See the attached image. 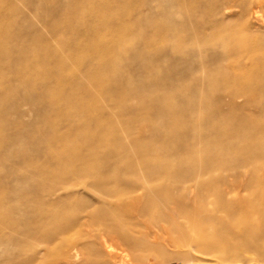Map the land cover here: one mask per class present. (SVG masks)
<instances>
[{
    "label": "bare ground",
    "instance_id": "1",
    "mask_svg": "<svg viewBox=\"0 0 264 264\" xmlns=\"http://www.w3.org/2000/svg\"><path fill=\"white\" fill-rule=\"evenodd\" d=\"M225 1V5L213 10L215 14L232 12V1ZM10 2L14 14L23 11L12 5L13 0ZM24 2L29 12L39 15L42 24H48L50 38L43 39L30 19H21L15 28L13 24L1 28L0 18V77L26 82L23 90L11 89L19 97L14 103L0 105V264H43V250H37L38 246L43 249V244L45 254L55 252L53 258L44 261L48 264H76L77 252L82 251L92 255L94 263H103L97 259L101 256L99 243L88 242L81 236L70 237L80 234L84 217L97 221L102 234L139 252L136 261L144 256L141 253L152 251L153 245L146 236L139 235L136 222L127 218L128 208L109 202L111 198L120 200L124 194L116 185L132 189L147 182L139 176L143 162L125 155L127 139L136 142L145 138L148 130L143 123L151 126L148 136L157 138L160 146L137 148V156L157 154L160 150L170 151L174 157L189 156L188 160L179 162L175 170L178 174L163 182L168 187L183 190L186 183L205 186V179L197 181L205 176V167L213 163L205 161V145L215 147L216 142L221 144L218 153L238 156L228 163L216 162L219 169L238 171L251 167L264 172V124L245 113L259 109L253 96L264 93V49L255 44L253 34L235 28L230 19L206 24L205 5L196 0H166L164 7L158 9L162 15L177 19V13L171 11L175 6L184 10L185 15L179 17L187 24H173L171 28L148 24L157 15L152 11L155 7L148 8L150 0H120L126 6L125 11H119L118 4L109 0H69L64 4L60 0ZM94 2L98 3L86 15L78 13ZM43 6L48 7L45 13ZM250 7L248 3L241 5L240 16L256 23L258 10L250 12ZM140 10L143 14L136 16ZM92 18L99 19L97 27L87 25ZM123 18L128 21L124 23ZM168 35L173 36L176 48H165ZM58 36H70L77 42L61 43ZM107 36L117 38L109 41ZM119 39H137L139 43L124 45ZM84 41H88L83 48L86 54L79 55L76 51ZM43 61L54 62V68L30 78L28 69ZM98 70L114 71L121 78L108 80ZM144 77L147 81L139 82ZM51 87L58 91L46 94L43 102V88L47 91ZM121 89H127L129 95H122ZM205 91L217 96L205 98ZM140 92L146 95L141 96ZM99 94L109 102L114 101V105L105 106ZM28 95L41 98L36 101ZM0 98H3L1 93ZM21 104L35 110L40 119L46 117L51 126L65 123V134L44 135L41 131L36 142L49 141L41 151L42 157L51 159L56 168L43 169L27 152L15 149L19 143L17 132L23 128L20 118L25 115L19 110ZM113 109L118 117H106ZM11 111L18 115L14 121L9 118ZM87 119L92 120L95 133L84 140L71 136V131L89 132L91 124L86 123ZM239 123L246 126L236 128ZM126 124L132 127H123ZM102 133L111 134L113 143L123 148L120 158H116L119 154L114 157L115 153L98 151L107 145ZM259 139L263 140L262 144ZM237 140H242L243 146H237ZM198 154L204 155L202 163L191 159ZM109 158H114V162L108 163ZM20 166L27 169L21 172ZM39 179L42 183L36 184ZM214 180L222 185L227 182L220 176ZM260 182L258 177L249 181L256 185ZM85 193L94 203L84 197ZM152 196H147L148 200ZM160 200L174 201L177 207L174 210L158 206L157 214L162 219L171 217L170 211L189 213L190 208L181 203L179 196L168 195ZM4 210L20 215L21 225L14 226ZM144 211L148 212L147 208ZM69 212H73L71 216L65 215ZM43 217L51 223L43 225ZM257 228L264 231V224ZM217 232V238L225 236L224 231ZM179 234L184 235L181 231ZM197 244L204 252L214 250V244L205 243V238L197 239ZM261 246L258 248L263 254ZM28 249L34 251L33 256H27ZM115 258L117 261L118 257Z\"/></svg>",
    "mask_w": 264,
    "mask_h": 264
},
{
    "label": "rangeland",
    "instance_id": "2",
    "mask_svg": "<svg viewBox=\"0 0 264 264\" xmlns=\"http://www.w3.org/2000/svg\"><path fill=\"white\" fill-rule=\"evenodd\" d=\"M13 1L14 3H12V5L21 8V10L23 11L19 14H14L13 11L10 10V7H12L9 6L11 5L10 0H1V28L12 24L14 27L17 23H19L21 19H30L32 24L43 36V39L50 38V34L48 33V24H42L39 21V15L36 14V12L31 13L27 8H25V0ZM68 1L69 0H60L62 4ZM98 1L102 2V0ZM105 1L108 0H103V2ZM109 1H113V3L118 4L119 11L126 10V6L121 4L120 0ZM196 1L205 5V11L207 12V14H205L206 24L217 20L230 19L231 25H233L235 28L248 31V33L250 32L251 34H253V36H255L256 38V40H254L255 44L261 49H264V0H231L232 5L234 6L232 8V12L227 15H222V13L215 14L213 12V10L216 9L219 5H225V0ZM35 2L36 1H34V3ZM97 3L98 2L88 4L86 8L78 10V13L80 15H86L87 10L94 9V5ZM165 3L166 0H150V5L148 6V8L155 7V9H152V11H155L157 15L154 16V19H149L148 24L150 26H152L153 24L163 25L168 28L174 26L173 24H185L186 26V21L179 17L180 15H185L183 9L181 10L175 6L171 8V11L174 14L177 13V19L171 20L170 16L162 15L163 12L159 11L158 9L161 10V8L164 7ZM245 3L251 4L250 12L258 10L256 23H250L249 19L247 20V17L243 18L240 16V6ZM47 10L48 7L43 6V13H45ZM141 12L143 14V11L140 10L138 11V13H136V16H139ZM239 16L241 18H239ZM98 20L99 19L92 18L87 22V25H89L91 28L97 27ZM123 21L125 23L128 20L126 18H123ZM59 38V42L61 43L67 41V44L75 45V43L77 42V39L70 36H58L57 39ZM116 38L117 37L112 38L110 36H107V39L109 41ZM119 41L124 45L132 43V46L139 43L137 39H119ZM87 43L88 41L81 42V47L76 51L77 54H86V51L84 52L83 48ZM164 43L166 49L174 47L176 48V43L173 36L168 35ZM217 47L218 49L220 48L219 46ZM54 66L55 63L52 61H43V64L40 62H36V64L34 63L28 69V76L30 78H33L38 74L40 75L41 73L46 72V70H49L50 68H54ZM175 70L180 69L177 67ZM98 71L103 73L108 80L118 81L121 78V75H119V73L111 70ZM139 80V82L147 81V77ZM25 83L12 77H0V93L3 94V98H0V105L3 103H14L19 97H15V94L11 92V89L14 88L23 90L26 85ZM29 84L31 83L27 82V85ZM52 88L53 87L46 89L47 91H45V88H43V102L46 94H55L58 91V89H56L55 87V89ZM35 89H37V87H35ZM120 92L122 95H129L130 93L127 89H121ZM140 93L141 96L146 95L145 92ZM207 96L215 98L217 95L216 93H208L205 91V98ZM28 97H32V99L36 101H39L41 98L29 95ZM98 98L104 105L108 103L110 107V104L114 103V101L109 102V100L103 98L100 94ZM253 99L259 109L257 111L249 109L246 110L245 113H250L255 120L264 124V110H261V108H264V93L253 96ZM238 102H242V99H238ZM19 110L22 113H25V115L20 118V121L23 124V128L17 132L19 143L16 144L15 149H17L18 152H27L33 159L41 163L43 169L51 170L53 168H56L57 165L53 163L51 159H46L44 156L42 157L41 151L44 150L49 141L44 139L42 143L36 142L41 134V131H43L44 135L62 132L65 134V123L59 122L58 124L51 126L46 117L43 116V120L40 119V117H38V114L34 112L35 110H29L28 106L25 104H21ZM111 112L112 114H109L106 117H118L114 109ZM9 118L14 121L18 118V115H15V112L13 113L11 111ZM86 123L88 125L91 124L89 127V132L71 131V134L69 132H67L66 134L76 136L79 139L83 140L90 137L95 133V128H93L94 126L92 120L87 119ZM143 124L145 125V129L148 130L145 133V138L142 140L140 139L136 142H131L127 139L125 143L127 153L125 155L134 158V161L143 162L142 167H144V169L143 172L139 174V176L145 178V180L147 179V182L143 183L144 185L141 184L132 186V189L126 188L124 185H116V189L120 192H124V194H122V196L119 198L120 200L111 198L109 199V202H111L112 204L118 203L119 205H121V207L126 206L128 208L126 212L127 218L136 222L137 227L140 231L139 235L146 236L147 241L153 245L154 249H152V251L150 252L141 253L144 256L140 261H136V256L137 254H139V252H135L127 248L121 243L120 240L116 238L114 240V237L102 234L100 224L93 219L85 217L82 218V221L85 223V225L81 228L80 234H71L70 237L79 239V236H81L88 242L96 241L97 243H99L100 245L98 249L101 252V256L97 259L100 262H103L99 264H112V262H115L116 264H129V262L131 264H264V253L262 254L260 252V249L258 248V246L262 244L261 248H263L264 251V231H260L257 228L258 226H262L264 224V172L261 171V169H254L251 167L239 169L238 171L219 169L216 165V162L219 161L228 163L230 161L238 159V156L232 153H218V145L221 144L216 142L217 144H215V147H206L205 145V161L212 160L213 162L211 165L207 166V168L205 167V176H200L197 178L198 182H202V180L205 179V186L186 183L183 190L168 187L163 182L168 179L174 178L178 174L175 170L178 168L179 162L181 160H188L189 156H186L185 154H178L176 155L177 157H174V155L171 154L170 151L168 152L163 150H160V152H158L157 154L147 153L141 157L137 156V153L135 152L137 151V148H158L160 146L157 138H150L148 136V132L151 126L147 123ZM239 124H236L235 127L243 128L246 126L242 123ZM123 127L129 128L132 126L131 124H126ZM100 135L103 136L104 140L107 142V145L104 147H99L98 151L103 152L104 154L115 153L114 157L119 154L116 158H120V155L123 153V148H120L113 143V136L108 133H102ZM208 135L209 130L205 127V136ZM259 142L262 144L263 140L259 139ZM236 145L243 146V141L237 140ZM113 159L109 158V160L106 159V161L108 163H112L114 162ZM191 159L196 163H202L204 155L198 154L194 157H191ZM158 167L163 169L159 171ZM26 169L27 168L20 166L21 172H24ZM164 170H166L165 174L163 172ZM2 171L6 170L2 169ZM219 176L226 178L227 182L225 183V185L219 184L214 180ZM253 177L260 178L261 182L257 185L250 184L249 181ZM39 182L42 183L40 179L38 181H35L36 184ZM186 192H188V194ZM151 195H153V198H151V200H148L147 196ZM168 195L181 197V203H183L185 207L190 208L189 213L184 215L177 211L175 215L172 213V211H168L171 217H169L168 219H162L161 217H159L157 214V210L158 206L160 205H165L171 209L177 210L176 202H166L165 200H160V198H164ZM84 197L87 200L89 199L88 201H90L91 203H94L93 198L87 193H85ZM145 208H147L148 212L144 211ZM0 209L2 208L0 207ZM87 210H90V208H88ZM71 213L73 212H69L65 215L71 216ZM5 214L9 218H12V220L14 221V226L19 227L21 225L20 221L22 218L20 217V215L9 211H5L4 215ZM50 223L51 221L49 219L43 217V225H49ZM200 227L205 228V230L200 231ZM180 231L184 233V235L179 234ZM217 231H224L225 236L223 238H217ZM102 237L104 238L101 239ZM199 238H205V243H213L214 250H205V252L202 251L201 247L197 244V239ZM101 240L104 242L106 241L105 245H103L104 242H101ZM104 246H106L107 248H104ZM39 247L40 246H38L37 250H43V264H48L44 261L53 258L55 252L52 251L48 254H45V244H43V249L42 247ZM1 248L2 247L0 246V249ZM106 250L110 251L109 253L111 255ZM112 253H114L115 255ZM26 254L29 257L33 256L34 251L28 249ZM77 256L78 257L75 261L76 264H97L94 263L93 256L88 252H77ZM115 257H118L117 261H115Z\"/></svg>",
    "mask_w": 264,
    "mask_h": 264
}]
</instances>
